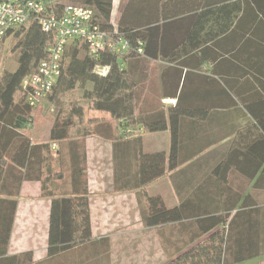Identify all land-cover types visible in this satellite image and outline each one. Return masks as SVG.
<instances>
[{
	"label": "crops",
	"instance_id": "obj_1",
	"mask_svg": "<svg viewBox=\"0 0 264 264\" xmlns=\"http://www.w3.org/2000/svg\"><path fill=\"white\" fill-rule=\"evenodd\" d=\"M234 1L236 6L240 1V10L235 8L230 17L231 28L218 36L217 45H206L205 62L199 68H180L182 74L177 91L185 85L187 96L181 100V107L186 106V114L173 118L174 124L163 131L139 132L138 136L118 140L92 135L78 143L74 151L84 157L91 240L48 257L51 200L41 196L40 182L26 181L21 184L16 198L12 190L14 184L8 185L10 192L0 195L2 200L17 201L9 255L31 252L32 264H167L199 248L216 249L220 236H224L225 242L227 239L223 226L234 218L228 246L236 244L235 231L242 228L240 233L246 234L250 225V230L255 228V247L260 252L236 264H264V132L260 125L264 122V32L258 30L261 17L256 12L248 15L250 21L245 28H234L244 22V0L219 2L231 8ZM128 2L112 0L111 25L117 24ZM191 7L187 3V8ZM151 8L149 6V10ZM172 21L177 23L172 27L171 37H177L178 32L173 28L180 25L179 19ZM225 21L227 17L219 19V23ZM213 55L217 58L211 62ZM243 58H250L256 66L258 72L251 73V77L247 75ZM163 65L153 62L145 81L138 86L142 88L141 108L144 97L154 93L155 88L158 91L154 107L142 108L144 111L163 109L166 112L177 104L176 98L161 96ZM138 72L139 69L134 74ZM170 72L171 89H174L173 75L177 72ZM185 73L188 75L186 83L183 82ZM169 100L173 104H169ZM136 137L141 139L144 154L162 152L167 158L171 152L174 154L173 170L140 189L131 188L136 184L139 169ZM38 142L45 143L47 138ZM54 144L53 173L65 165L68 150L66 145ZM58 150L62 155L61 166L57 161ZM61 184L60 181L52 184L57 195L61 194ZM144 193L160 197L167 208L180 207L187 220L184 224L143 226L140 213L145 206ZM211 216L228 218L225 225L187 244L196 232L195 221ZM101 238L108 239V258L103 254L105 245ZM241 242L245 244L246 240Z\"/></svg>",
	"mask_w": 264,
	"mask_h": 264
},
{
	"label": "trees",
	"instance_id": "obj_2",
	"mask_svg": "<svg viewBox=\"0 0 264 264\" xmlns=\"http://www.w3.org/2000/svg\"><path fill=\"white\" fill-rule=\"evenodd\" d=\"M79 1L82 6L94 10V23L101 30L121 36L129 44V49L125 54L106 51L95 60L87 55L84 41H71L66 45L60 75L43 101L55 108L45 143L33 142L27 132L36 115L26 102L22 82L36 72L41 61L47 60V48L52 43V37L42 32L35 23H26L8 32L0 41V54L2 44L10 38L14 42L12 53L17 56L16 69L4 70L0 75V195L10 192L8 185L14 184L12 190L16 198L23 182H40L41 196L51 200L48 257L91 240L84 157L74 151L78 143L92 135L109 140L130 139L134 135L138 136L139 132H159L173 125V118L186 114L187 110L186 106L181 107V100L187 96L185 85L177 91L182 74L180 68H199L206 60L203 56L208 49L206 45H217L218 36L226 34L231 28L230 17L235 8L240 10V1L237 6L234 1L231 8H227L228 5H219L223 0H129L114 26L110 23L112 0ZM187 3L192 7L187 8ZM243 3L244 22L234 28H245V24L250 21L248 15L256 12L261 17L258 30L263 33L264 0H244ZM148 11L150 15L145 14ZM226 17L227 21L219 23L220 18ZM173 19H179L180 23L173 28V31L178 32L177 37H171L172 27L177 23L171 22ZM138 49H141V53H138ZM216 58L211 56V62ZM153 62L165 64L161 73V96L177 100L176 106L166 112L163 109L147 112L140 106L137 89L145 81L147 70ZM171 65L177 68L171 69ZM243 65L248 77L258 72L250 58H243ZM96 66H108V74L105 77L97 76L93 73ZM138 69L140 72L134 74ZM171 70L177 72L173 75L176 81L174 89H171ZM187 77L185 73L184 83ZM248 81L251 83V80ZM77 89L81 91V96L71 97ZM260 125L264 132V122L261 121ZM136 139L139 169L132 189L143 188L174 168L173 152L168 158L162 152L144 154L140 137ZM52 143L66 145L68 149L65 165L54 173L51 171ZM59 152L57 160L61 166L62 155ZM59 181L63 184L61 194L57 195L51 187ZM144 195L145 206L140 213L143 226L152 228L187 220L180 207L167 208L160 197ZM16 206V199L6 201L0 198V264H32L31 252L8 254ZM227 218L211 216L197 219L196 232L186 241L187 244L225 225ZM233 221L234 218L223 226L227 230V239L225 242L224 236H220L216 249L199 248L167 264H236L258 256L260 252L255 247V228L250 230V225L246 228V234L240 233L242 228L235 231L236 244L228 246ZM243 239L246 240L245 244L241 242ZM100 241L105 245L103 254L108 258V239L101 238ZM169 257L172 258V255Z\"/></svg>",
	"mask_w": 264,
	"mask_h": 264
},
{
	"label": "built area",
	"instance_id": "obj_3",
	"mask_svg": "<svg viewBox=\"0 0 264 264\" xmlns=\"http://www.w3.org/2000/svg\"><path fill=\"white\" fill-rule=\"evenodd\" d=\"M94 15V10L88 6L58 7L49 0H0V41L8 32L26 23H35L52 37L47 48V60L41 61L36 72L22 82L29 107L35 109L40 106L51 92L61 72L64 48L71 41H84L87 55L95 60L106 51L113 54L128 51L127 41L115 32L101 30L94 23ZM108 71V66H96L93 73L105 77ZM167 102L173 104V101ZM50 149L54 155L56 145L53 143Z\"/></svg>",
	"mask_w": 264,
	"mask_h": 264
},
{
	"label": "rangeland",
	"instance_id": "obj_4",
	"mask_svg": "<svg viewBox=\"0 0 264 264\" xmlns=\"http://www.w3.org/2000/svg\"><path fill=\"white\" fill-rule=\"evenodd\" d=\"M55 4L59 5H72V6H82L81 2L79 0H51ZM14 42L9 38L7 39L1 47V54H0V75L4 70L13 71L17 67V56L16 54L12 53V47ZM142 88L141 86L138 89V94L141 99L142 97ZM155 91V92H154ZM151 95H146L141 101L142 108L149 109L154 107L155 101H158V91L152 90ZM81 91L75 90L71 97H80ZM35 120L34 123L29 131H27L33 140L39 141L44 140L47 138L49 128L51 126V116H53L55 112V108L52 106H48L46 103H43L40 106H37L35 109ZM58 161V160H57ZM260 264V263H258Z\"/></svg>",
	"mask_w": 264,
	"mask_h": 264
}]
</instances>
